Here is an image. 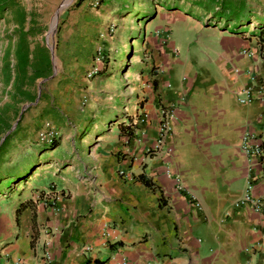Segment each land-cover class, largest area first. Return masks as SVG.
<instances>
[{
	"label": "crops",
	"instance_id": "obj_1",
	"mask_svg": "<svg viewBox=\"0 0 264 264\" xmlns=\"http://www.w3.org/2000/svg\"><path fill=\"white\" fill-rule=\"evenodd\" d=\"M102 1L103 15L114 10ZM83 2H76L75 47L90 35L93 11ZM180 2L186 8L164 6L140 38L130 128L117 127L90 156L78 151L60 175L45 179L41 195L52 190L53 207L31 186L0 206V264H264V216L238 205L264 195V158L241 149L246 134H264V0ZM178 23L185 28L177 34ZM21 48L29 51L25 69ZM16 52V81L55 73L52 47L51 56L22 43ZM247 92L251 101L241 103ZM88 109L106 122L119 111L107 103ZM162 109L171 113L170 132L149 156ZM0 128L5 148L12 128L1 119ZM14 169L26 185L28 168Z\"/></svg>",
	"mask_w": 264,
	"mask_h": 264
},
{
	"label": "rangeland",
	"instance_id": "obj_2",
	"mask_svg": "<svg viewBox=\"0 0 264 264\" xmlns=\"http://www.w3.org/2000/svg\"><path fill=\"white\" fill-rule=\"evenodd\" d=\"M121 1L105 0L107 8L114 10L103 15L102 0H84L82 5L93 14L90 35L78 47L74 39L78 0H19L15 10L0 15V119L12 128L10 142L0 147V206L19 200L27 186H31L28 191L41 195L48 187L45 179L60 175L74 154L83 150L82 156L87 152L90 156L102 145L103 138L110 140L118 134L117 127L130 128L135 95L131 73L140 38L148 35L165 7H186L180 0H123L126 6L119 9L123 11L120 14L116 8ZM178 24L177 34L185 28ZM21 43L30 51L45 49L48 56L47 46H51L55 73L45 81H16V51ZM99 103L119 109L118 115L110 122L103 116L97 121L88 107ZM41 133L50 134L51 141H39ZM5 135L0 128V141ZM63 137L66 139L62 141ZM58 140L61 146L50 152L52 143ZM14 168H28L27 177L22 179L28 180L26 185L15 179L20 176ZM7 175L14 177L7 179Z\"/></svg>",
	"mask_w": 264,
	"mask_h": 264
},
{
	"label": "built area",
	"instance_id": "obj_3",
	"mask_svg": "<svg viewBox=\"0 0 264 264\" xmlns=\"http://www.w3.org/2000/svg\"><path fill=\"white\" fill-rule=\"evenodd\" d=\"M96 5L97 2L93 3V6ZM247 95L248 98L241 100V103H247L251 101L250 93L247 92ZM170 115L171 113L167 112V110L165 109L161 110L158 139L154 147L148 150L149 156L154 155L159 151H161V147L163 146L165 139L168 133L170 132V127H169ZM49 135L50 134L41 133L39 135V141L50 142L51 139H49ZM241 149L247 157L251 159H257L258 161H262V159L264 158V134L260 136H257L255 134H246ZM123 174H124L123 172H120V175ZM40 196H43V198L41 199L45 204H47L50 207L54 206L55 200L57 199V195L52 190H48L46 191V193ZM248 203L252 206L253 210L257 214H261L264 216V195L259 199H253L250 196L246 195L243 198V200L238 203V205H246ZM2 264H9V263L4 262Z\"/></svg>",
	"mask_w": 264,
	"mask_h": 264
},
{
	"label": "trees",
	"instance_id": "obj_4",
	"mask_svg": "<svg viewBox=\"0 0 264 264\" xmlns=\"http://www.w3.org/2000/svg\"><path fill=\"white\" fill-rule=\"evenodd\" d=\"M81 1H83V0H79L77 2V5H79ZM210 1H216V0H210ZM15 2H16V0H0V11H2L5 8H7V4L8 3H11V6L13 7V5H14ZM20 16L22 17V15H20ZM260 43H261V49H262L264 47V39L262 41H260ZM19 54H20V57H19V67L21 69H25V68L28 67L29 62H30V59H29V51H28V49H24L23 50V48H21V49H19ZM32 60H36V58L34 57V58H32ZM41 61H43V60L41 59ZM43 62H46V64H49L48 59L44 60ZM130 133L131 132H128L129 135H130ZM52 145H56V143H52Z\"/></svg>",
	"mask_w": 264,
	"mask_h": 264
},
{
	"label": "water",
	"instance_id": "obj_5",
	"mask_svg": "<svg viewBox=\"0 0 264 264\" xmlns=\"http://www.w3.org/2000/svg\"><path fill=\"white\" fill-rule=\"evenodd\" d=\"M49 49L51 50V47H49Z\"/></svg>",
	"mask_w": 264,
	"mask_h": 264
}]
</instances>
